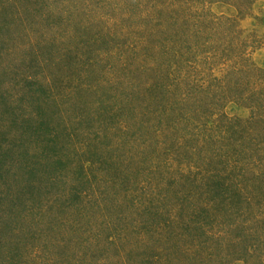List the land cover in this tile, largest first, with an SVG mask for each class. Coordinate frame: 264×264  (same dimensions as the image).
Returning a JSON list of instances; mask_svg holds the SVG:
<instances>
[{
    "label": "rangeland",
    "instance_id": "374dc122",
    "mask_svg": "<svg viewBox=\"0 0 264 264\" xmlns=\"http://www.w3.org/2000/svg\"><path fill=\"white\" fill-rule=\"evenodd\" d=\"M238 38L264 68V0H0V264H264Z\"/></svg>",
    "mask_w": 264,
    "mask_h": 264
},
{
    "label": "trees",
    "instance_id": "16d2710c",
    "mask_svg": "<svg viewBox=\"0 0 264 264\" xmlns=\"http://www.w3.org/2000/svg\"><path fill=\"white\" fill-rule=\"evenodd\" d=\"M237 37L238 36H236V35L234 36L233 34H230L229 38L237 39ZM248 39L249 38H247V39H242V38L239 39L238 38V40H239L238 43H240L241 46H239L238 48H236V50L231 52L232 54L230 53L229 57H226L225 59H223L224 60L223 64H225V63L229 64V66H227L228 70L225 69V72H223L224 74H223L222 77L217 78L216 76L215 77L213 76L214 77L213 79L216 80L215 81V85H217V86H215V88H214V86H212V88L215 91H218L217 89H221L222 93H226L227 94L226 98H224L223 101L231 98V92L232 91H235L234 93H237L238 87H236V88L233 87L236 84V80L238 82L237 85L239 86L243 81L245 82L246 79L250 81L248 76L249 77L253 76V75H251V73H254V74L257 73L258 74L257 79L259 78V75L260 76L264 75V68H261L259 66L254 65L249 60L248 55H246L247 53L244 50V45L250 43V41ZM252 41H254V40H252ZM189 50L190 49H189V46H188V51ZM187 52L184 51V53H182V54H186ZM207 55H208V52H207ZM230 55H234V56L230 57ZM205 59L207 61V58H205ZM195 69H197V67ZM205 74L210 75L209 71L207 70L206 64L203 65V72L201 73V77L200 78H202V77L204 78V76H206ZM228 76L232 77V79L230 81L228 79ZM205 84L206 83H204V80H203V82H198L196 80L195 83L193 84V86H191V87H192L193 93L195 92L197 94L199 91L200 92L202 91L203 94H202V96H200V99L201 100H207V101H205V103L209 104L212 101H211V99H208L209 98L208 93L210 91H209V89H207L206 86H204ZM208 88H210V86ZM218 107L220 108V106H218V105L215 106V107H212V108H214V110H216ZM246 124L250 125L251 123L249 122V123H245V124H242V125H240V123H238V127H236V126L232 127L231 126L230 128H233L231 130L233 131V134H234L235 131L242 132L245 129H249L250 126H248ZM261 125L264 126V121L263 120H262ZM250 129H251V127H250ZM247 132H249V130ZM238 144L239 145L242 144L240 139L237 140V142H235L234 145H238ZM236 167H237V164H236ZM239 168H240V166H239ZM239 168H237V169H239Z\"/></svg>",
    "mask_w": 264,
    "mask_h": 264
}]
</instances>
